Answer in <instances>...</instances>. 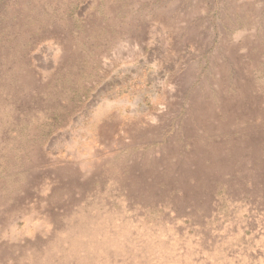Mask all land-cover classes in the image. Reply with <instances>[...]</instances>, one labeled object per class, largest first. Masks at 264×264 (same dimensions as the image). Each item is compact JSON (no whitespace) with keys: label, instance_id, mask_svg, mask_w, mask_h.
<instances>
[{"label":"rangeland","instance_id":"1","mask_svg":"<svg viewBox=\"0 0 264 264\" xmlns=\"http://www.w3.org/2000/svg\"><path fill=\"white\" fill-rule=\"evenodd\" d=\"M0 264H264V0H0Z\"/></svg>","mask_w":264,"mask_h":264},{"label":"bare ground","instance_id":"2","mask_svg":"<svg viewBox=\"0 0 264 264\" xmlns=\"http://www.w3.org/2000/svg\"><path fill=\"white\" fill-rule=\"evenodd\" d=\"M83 244V243H82Z\"/></svg>","mask_w":264,"mask_h":264}]
</instances>
